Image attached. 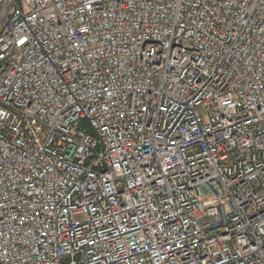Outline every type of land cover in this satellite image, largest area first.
Instances as JSON below:
<instances>
[{
	"label": "built area",
	"instance_id": "1",
	"mask_svg": "<svg viewBox=\"0 0 264 264\" xmlns=\"http://www.w3.org/2000/svg\"><path fill=\"white\" fill-rule=\"evenodd\" d=\"M0 264H264V0H0Z\"/></svg>",
	"mask_w": 264,
	"mask_h": 264
}]
</instances>
